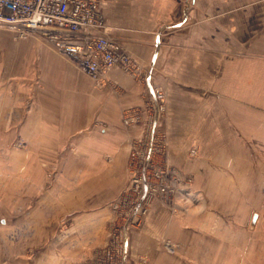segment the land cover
<instances>
[{
  "label": "crops",
  "instance_id": "0c3cea01",
  "mask_svg": "<svg viewBox=\"0 0 264 264\" xmlns=\"http://www.w3.org/2000/svg\"><path fill=\"white\" fill-rule=\"evenodd\" d=\"M100 1L110 34L137 60L146 82L114 69L99 86L77 61L51 51L36 38L25 42L30 64L27 74L39 76L41 87L37 90L43 93L44 101L51 97V77L58 75L62 113H72L76 130L81 131L74 137L76 148L85 147V140L90 139L89 154L113 160L101 167L123 174L133 145L146 133L145 105L151 99V85L166 92L167 111L160 125L168 136L167 163L184 175H194L186 198L202 202V212L186 206L184 223L175 213L184 203L180 197L154 200L142 228L129 240L134 264H140L141 252L149 253L152 259L159 258L158 253L161 257L162 239L172 234L178 242L175 236L185 230L188 236L196 231L205 236L238 235L241 220L247 216L238 211L243 203L258 208L264 186V170L257 157L264 155V0ZM5 39L0 37V48ZM27 85L31 87V83ZM47 104L50 112L52 106L49 101ZM128 110L144 112L139 125L124 124ZM14 117L19 121L18 111ZM88 129L92 130L86 132ZM32 139L36 140L29 153L45 155L63 154L73 137L59 134L54 144L48 136ZM195 147L199 155L191 158L189 152ZM43 168L37 164L36 169ZM114 181L111 178L105 185L109 194L94 195L92 200L109 204L120 197L129 179ZM77 201L82 200L75 199V204ZM76 206H69L70 211L62 203L64 214L60 217H70V224L38 261L27 259L24 264H87L86 258L107 244V229L114 216L111 208L104 205L78 213ZM262 218L264 214L253 213L252 224L259 228ZM210 219H219V227L212 228ZM189 240L194 248L195 238ZM205 249H211L206 242Z\"/></svg>",
  "mask_w": 264,
  "mask_h": 264
},
{
  "label": "rangeland",
  "instance_id": "374dc122",
  "mask_svg": "<svg viewBox=\"0 0 264 264\" xmlns=\"http://www.w3.org/2000/svg\"><path fill=\"white\" fill-rule=\"evenodd\" d=\"M0 37H6L4 46L0 48V76L3 75L0 78V100L3 102V106H0V264H12L13 262L14 264H24L27 259L34 258L38 261L46 249L50 246L52 248L53 243L59 238L60 231L71 221L70 217H60L64 214L61 210L64 206L61 207L62 203L67 205L70 211L72 210L69 206L77 204L78 213L89 212L104 205L111 208L114 216L107 229L108 242L100 247V250L93 251L85 260L87 264H107L104 256L109 252L108 244L113 237H120L122 227L128 221V211L132 206L131 203L124 204L123 201L119 203L117 201L119 197L106 204L101 201H93L92 196L109 194L105 185L111 178H114V182L117 184L118 180L127 177L129 184L122 193L128 189L132 179L130 155L126 174H123L118 170L108 171L107 167H101L106 164L105 162L113 160L110 158L111 156L89 154L87 150L92 147L90 139L85 140L86 146L83 145L85 147L77 149L74 137L81 131L76 130L73 116L70 115L72 113H62L63 100L59 91L62 83L59 84L58 75L51 77L49 81L52 87L51 97L44 101L43 93H39L37 90L41 87L39 76L34 77L27 74L28 66H30L28 53L24 48L27 40L36 38L41 40L45 46L50 47L51 51L56 52L57 50L55 51L40 32L31 34L27 38H19L10 29L0 26ZM57 53L59 52L57 51ZM70 60L73 61V59ZM28 83H31V87H28ZM47 101L52 106L50 112L46 109ZM43 105L45 114L41 111ZM16 111L20 115L19 121H15ZM91 130L88 129L86 132ZM59 134L73 137L69 140L63 154L53 152L45 155H33L29 153L32 150L31 147H34L33 141L36 139L32 138L35 136H48L54 144V138ZM165 134L164 141L166 139L167 142L162 145L165 149L164 152L162 151L163 158H160L169 167L167 174L171 184L174 182L171 186L174 193L171 198L166 200L162 195L151 198L152 200L148 204V213L154 200H177L180 197L184 203L182 208H178L175 213L182 217L186 223L185 217L188 214L186 206L202 212V207L199 205L202 202L187 200L186 195L193 188L194 175H184L167 163L168 136L166 132ZM103 143H105L104 139ZM193 150L196 153H193ZM198 155L197 147L189 152L191 158H196ZM156 157L154 156L152 164H158ZM257 157L260 169L264 170V155ZM37 164H43V170L36 169ZM97 164L99 167H96ZM153 167L155 166H150L147 170L151 180H154L153 177H150L155 173ZM262 179H264L263 176ZM262 183L264 184V181ZM261 189L260 193L263 197L264 186ZM113 190V194L116 196L118 187L116 186ZM261 197L258 208H253L250 203L242 204L238 214L247 216L241 220L242 226L238 235L212 234L205 236L200 230L201 232L196 231L195 235L188 236L185 230L177 234L178 236L174 235L179 239L178 242L171 238L172 234V236L162 239L161 257L158 253L159 258L156 256L155 259H152L148 255L149 253L141 252L138 262L140 264H264V219L262 218L263 221L259 228L253 225L251 220L253 213L264 214V202L262 201L264 199L261 200ZM80 198L82 201H77L75 204V199ZM116 205L119 207L115 208ZM148 213L136 218L137 223L126 225L128 226L129 240L133 232L142 228ZM68 215H72V213H68ZM1 220L6 223L2 224ZM219 221V219H210V226L212 228L219 227V223H221ZM236 222L238 224V220ZM222 225L224 226L223 222ZM187 228L191 227L187 226ZM193 237L195 238L194 248L189 240L191 238L192 241ZM219 238H224L225 241L220 242ZM205 242L207 246L211 247L210 250H203ZM222 246L227 247L226 250L222 249ZM128 253L126 263L134 264L131 251Z\"/></svg>",
  "mask_w": 264,
  "mask_h": 264
},
{
  "label": "built area",
  "instance_id": "2783aa9c",
  "mask_svg": "<svg viewBox=\"0 0 264 264\" xmlns=\"http://www.w3.org/2000/svg\"><path fill=\"white\" fill-rule=\"evenodd\" d=\"M0 26L10 29L19 38L40 32L55 50L77 61L83 72L99 86L107 81L108 74L114 69L146 82V75L137 60L120 39L110 34L100 0H0ZM145 110L148 116L145 136L130 152L131 183L117 200L131 203L132 207L120 237H113L115 240L112 238L108 244L109 252L104 256L107 264H127L129 237L126 225L148 213L151 198L162 195L166 200L174 193L171 187L174 182L171 184L167 174L169 167L160 158L165 149L162 145L167 142L160 125L167 111L166 92L162 88L151 85V99ZM143 113L128 110L124 124L139 125ZM154 156L158 157L155 165L152 164ZM150 166H155V173L150 176L154 180L147 174Z\"/></svg>",
  "mask_w": 264,
  "mask_h": 264
}]
</instances>
